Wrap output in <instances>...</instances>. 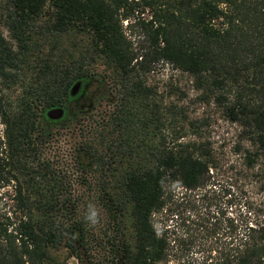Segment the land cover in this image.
<instances>
[{
    "label": "trees",
    "instance_id": "16d2710c",
    "mask_svg": "<svg viewBox=\"0 0 264 264\" xmlns=\"http://www.w3.org/2000/svg\"><path fill=\"white\" fill-rule=\"evenodd\" d=\"M146 6L150 18L131 20L125 30L123 20ZM160 60L186 72L195 99L236 125L229 149L205 134L206 116H192L187 106L167 107L171 128L163 131L145 77ZM100 66L117 95L105 122L78 147L83 168L110 169L116 153L109 151L120 144L113 130L141 134L136 149L127 142L122 151L137 162L114 185L102 181L119 234L107 236L112 255L104 264H264V0H0V188L16 179L20 212L0 215V264H68L49 246L85 241L82 218H49L59 206L41 198L37 176L55 181V169L41 162L30 168L22 158L39 159L47 108L69 102L72 115L86 110L71 89ZM21 74L28 78L21 93H5ZM249 191L261 200H250ZM227 193L233 214L220 200ZM194 248L203 253L199 263Z\"/></svg>",
    "mask_w": 264,
    "mask_h": 264
},
{
    "label": "rangeland",
    "instance_id": "374dc122",
    "mask_svg": "<svg viewBox=\"0 0 264 264\" xmlns=\"http://www.w3.org/2000/svg\"><path fill=\"white\" fill-rule=\"evenodd\" d=\"M150 14L151 10L148 6L145 8H137L130 19L126 18L123 20V28L129 31L128 28H126L127 22L137 18L149 19ZM136 32L137 29H135V33ZM135 39H137V37ZM101 69L102 66L99 68L100 73L96 72L98 73L97 77L87 84L86 91L77 97V99L87 104V107H85L86 110L78 115H72L70 114L72 104L67 102L66 105H68V110L64 119L55 124H51L49 135H44L40 137L41 140H38L40 147L39 159L32 156L22 158L30 168H38V162H41V169L47 170V166L48 168L55 169V181L51 179L49 183H46L44 177L37 176V180H41L39 182V187H43V191L45 190L41 198H43V200H57L56 207L59 206L58 210L48 213L49 218L50 215L56 213V221H74L82 218L85 222V212L90 203H94L100 210L102 217L101 224L97 226V228L91 229L85 223L87 228L85 232V241H79L78 247L73 249L68 248L63 245V243L49 246L50 252L58 261H67L68 264H104V262L110 258L112 251L109 247L110 244H108L107 236L115 232L114 225L118 223L114 225L111 224V222H113V217L109 215V210L106 207V202L108 200L106 192H104V189L101 187L104 183L102 181L103 179H106L105 181L111 180L108 186L114 185L118 173L122 172L124 166L137 162L136 155L131 154L125 156L122 155V151L127 148V146H125L127 142L132 143V146L136 149L135 141L139 139L138 137L139 135L141 136V134L138 133L134 136L130 133L124 134L123 131L115 129L112 131V136L116 138L115 140H118L120 144L116 141L112 146V150L109 151V153H116L110 165V169L106 167L109 170L106 168L99 170L94 164L91 167L83 168L80 163L82 160L77 152L82 139L85 135L91 136V128L98 125V121H100V123L105 122L108 113L114 108L115 104L114 98L117 94H113V80ZM145 77L147 83L153 85L156 90L155 97L160 106L159 111L164 121L162 129L166 131L165 133L170 131L171 128V116L167 113V107H169L171 103H176L181 106H187L192 116H206L208 124H206L205 134L215 140L217 144L221 141L227 142L228 148L230 140H233L235 137L237 130L236 125L225 119L215 105H205V103L195 99L196 90L191 86L190 76L186 72L173 68L168 62L160 60L158 63L154 64L153 68ZM27 80L28 78L21 74L18 80L12 83V86L4 88L5 93L10 92L11 96H18L23 90V81ZM1 84L0 82V86ZM181 89L185 91L184 94L181 93ZM144 111L147 113L148 107L145 108ZM44 121L45 116L42 118L41 123H39V127L42 126ZM36 133L37 130L34 132L33 136H35ZM0 137H4V122L1 118ZM116 145H118V147ZM229 155L232 158L235 157L233 153H229ZM43 163H47V165ZM47 173L48 172L45 174ZM18 176L21 177V174ZM14 183H16V179L12 177L9 182L4 183L0 188V215H10L11 218H14L16 215L18 216L20 213L17 208L15 209L12 197ZM24 185L30 190L36 189V186H31L26 181H24ZM52 185L54 187L52 190H49V187H52ZM246 194L253 202L260 201L262 197V194L256 193L255 191L252 193L249 191ZM220 200L228 206V214H233L236 203L234 202L235 200L231 198L230 193L221 195ZM71 203H77V208L74 206L71 208L73 205ZM120 219H122V216L118 218V220ZM114 234L116 238L119 235L116 232ZM127 235L129 236V234ZM202 254V252L197 251V248H194L193 253L190 254L192 255V261L195 263L201 262ZM167 264H175V261L170 260Z\"/></svg>",
    "mask_w": 264,
    "mask_h": 264
},
{
    "label": "flooded vegetation",
    "instance_id": "af4514ba",
    "mask_svg": "<svg viewBox=\"0 0 264 264\" xmlns=\"http://www.w3.org/2000/svg\"><path fill=\"white\" fill-rule=\"evenodd\" d=\"M96 77H97V75H91L89 77H85L83 80L76 81V83H74V85L72 86L71 93L73 95H77V97H79L81 94H83L86 91L87 84L91 80L95 79ZM59 106L63 107V113L60 116H56L55 115V113H56L55 108H57ZM67 110H68V105H66V103H65L64 105H57V106L47 108L44 111L45 121L42 123V127H44V129L46 131L45 136L49 135V132H50L49 128H50L51 124H55V123L60 122L61 120L64 119V117L67 113ZM40 140H41V138H40Z\"/></svg>",
    "mask_w": 264,
    "mask_h": 264
},
{
    "label": "clouds",
    "instance_id": "9594fccd",
    "mask_svg": "<svg viewBox=\"0 0 264 264\" xmlns=\"http://www.w3.org/2000/svg\"><path fill=\"white\" fill-rule=\"evenodd\" d=\"M84 220L86 225L91 229H95L101 224V213L94 203H90L88 205V208L85 212Z\"/></svg>",
    "mask_w": 264,
    "mask_h": 264
},
{
    "label": "water",
    "instance_id": "95a60500",
    "mask_svg": "<svg viewBox=\"0 0 264 264\" xmlns=\"http://www.w3.org/2000/svg\"><path fill=\"white\" fill-rule=\"evenodd\" d=\"M55 115L56 116H60V115H62V113H63V107L62 106H59V107H57V108H55Z\"/></svg>",
    "mask_w": 264,
    "mask_h": 264
}]
</instances>
